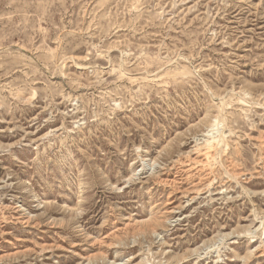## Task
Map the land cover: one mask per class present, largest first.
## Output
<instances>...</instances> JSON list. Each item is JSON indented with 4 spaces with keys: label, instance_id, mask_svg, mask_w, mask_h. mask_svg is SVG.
I'll return each mask as SVG.
<instances>
[{
    "label": "rangeland",
    "instance_id": "1",
    "mask_svg": "<svg viewBox=\"0 0 264 264\" xmlns=\"http://www.w3.org/2000/svg\"><path fill=\"white\" fill-rule=\"evenodd\" d=\"M0 264H264V0H0Z\"/></svg>",
    "mask_w": 264,
    "mask_h": 264
}]
</instances>
